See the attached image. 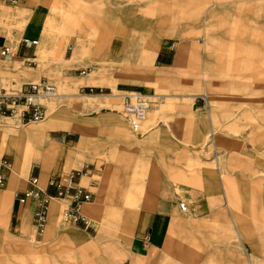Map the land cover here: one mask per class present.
Listing matches in <instances>:
<instances>
[{"label": "rangeland", "instance_id": "1", "mask_svg": "<svg viewBox=\"0 0 264 264\" xmlns=\"http://www.w3.org/2000/svg\"><path fill=\"white\" fill-rule=\"evenodd\" d=\"M1 4L0 11H7L8 16L0 20V30L11 51L21 39L24 28L20 26L29 24L36 13L57 20L64 13L71 14L67 30L59 33L64 49H48V40L39 34V45L47 51L41 60H32L35 69L22 62L15 68L13 61L4 60L0 62V76L6 86L19 88L24 82L36 81L26 74L42 75L59 96L64 94L38 100L46 117L34 125L44 126L46 141L54 145L57 138L73 148L82 136L85 138L86 149L75 160L88 164L83 172L90 176L85 186L95 194L90 202L102 205V196L116 194L115 186L129 183L128 176L134 172L148 179L144 193L148 199L140 198L142 207L106 204L134 213L130 228L113 225L109 238L148 240L150 222L156 214L186 220L188 212H181L177 206L181 199L188 204L195 222L214 213L220 217L226 213L228 220L231 215L236 217L235 223L244 228L248 243L264 253V0H27L24 4ZM82 16L94 28L88 29L79 42L76 29L85 26L80 23ZM61 26L59 23L57 29ZM163 42L176 52L172 67L161 68L153 62ZM63 57L73 60L65 62ZM77 68L85 69L84 73ZM85 80L102 85L92 91L81 90ZM134 93L155 103L144 118L138 119L136 130L128 119L118 127L112 109L120 106L122 112L125 95ZM196 93L206 95L192 96ZM89 94L96 96H86ZM195 100L199 102L193 105ZM45 102H57L55 114L67 111L60 128L46 127L49 115ZM210 130L213 134L206 139ZM66 132L74 134L64 136ZM8 146L10 134L4 148ZM9 157L7 153L3 158L8 167ZM215 157L227 171L224 177L236 188L230 209L219 185ZM109 162L116 163L118 170L103 183L102 190ZM37 169L38 165L32 164L23 177L28 178ZM180 172L190 179L189 183L176 182ZM49 174L55 175L56 170L49 169ZM212 199L219 202L212 204ZM60 203L58 200L57 205ZM62 207L60 217L49 210L41 233L32 216L31 220L22 219L17 230H8L9 216L5 221L7 212L0 210V264H19L23 259L26 264H40L42 259L52 257L57 264L100 261L105 251L96 250L90 241L97 233L102 210L88 204L85 211L82 205V213L89 220L85 228L63 222ZM22 232L37 250H44L37 253L39 261L30 254ZM188 238L184 233L181 241ZM41 239L54 240L36 242ZM49 243V247H42ZM154 250L158 249L148 246L144 255L135 251L132 258L150 264ZM80 255L85 256L83 262L71 259ZM216 257L220 264H241L245 259L238 249L223 243H216ZM184 260L174 247L155 264H182ZM117 264L129 262L121 259Z\"/></svg>", "mask_w": 264, "mask_h": 264}, {"label": "crops", "instance_id": "2", "mask_svg": "<svg viewBox=\"0 0 264 264\" xmlns=\"http://www.w3.org/2000/svg\"><path fill=\"white\" fill-rule=\"evenodd\" d=\"M27 0H16V3L24 4ZM3 5V4H1ZM0 5V6H1ZM8 12L5 10L0 11V20L3 17H7ZM71 14L64 13L60 19L57 20L55 17H47L44 19V16L40 13H36L33 16L32 21L29 24H22L20 26L23 29L21 39L12 49V56L8 59H4L0 57L1 61H13L14 64L17 65L22 62L24 66H31L34 62L32 60H41L44 54L47 51L44 45H39V34L41 38L48 40L49 45L48 49L53 51L64 49L63 39L60 34L62 31L67 30V25H70ZM61 23V29H57L58 24ZM80 23H85L77 26V37L80 42L83 34L90 28H94L92 25H88V20L85 16L81 17ZM12 35V33H9ZM2 33L0 30V47L5 45V40L2 38ZM27 39V43L23 40ZM32 40H36L37 46L31 44ZM38 57V58H37ZM64 58L65 62H71L73 59ZM176 58V52L174 48L170 44L161 43L156 50L154 56V64L161 68L172 67ZM67 60V61H66ZM30 69H35L33 66ZM81 69V68H77ZM204 74V73H203ZM27 78H31L33 80H42L44 77L41 75L40 77L33 73H28L25 75ZM25 83V82H24ZM23 84V83H22ZM22 84L20 86H22ZM13 85V84H12ZM81 90L92 88H96L102 85V82H94L90 80L82 81ZM112 95H116L111 93ZM64 94H60L59 97ZM194 95H206L205 93H196ZM88 97H94L96 95H86ZM199 101L195 100L193 105ZM48 108L49 119L46 122V127L50 129L60 128L59 122L62 120V116L67 114V111H58L57 102H45ZM120 107V106H119ZM119 107L113 108L112 112L116 118L117 126H124V121L126 119L129 120L128 117L124 116L122 112L119 111ZM6 120V121H5ZM5 121V122H3ZM34 122L28 124H21L16 120V118H4L0 120V161L1 164L6 163V159H3L5 155L8 153L11 157V161L9 164V169L1 168L0 172L4 173L5 182L3 187L0 189V210L7 214L4 215V220H8L9 216V224L8 230H17L20 227V221L22 219H29L33 221V212L36 209L35 200L32 198H26L23 202L19 201V198L23 197L24 190L29 188V183L27 181L28 178L23 177V175L27 172L28 168L32 164L38 165L39 169H37L36 174H38V186L41 188L42 193L40 192V197L50 198L48 200V212H47V220L49 217V210L59 216V210L62 205H65L67 200L59 199L56 196V190L53 186L48 185L47 180L51 176L48 175V170L54 168L56 170V174H59L62 171H67L71 167L77 168L83 164L81 160H75L76 156H82L83 150L86 149V140L82 136L80 140L77 142V145L73 148H68L65 143L59 141L56 138L57 144L48 143L46 141V130L44 126L34 125ZM26 128L24 131H19V128ZM63 129L73 131V127L70 126H61ZM10 134V146L7 147V150L4 148V144L6 142V137ZM73 132H66L65 135H73ZM213 134V131L210 130V134L206 136L208 139ZM66 137L64 138L65 141ZM207 142V141H206ZM207 143H205L206 145ZM10 151V152H8ZM203 153V152H202ZM9 157V158H10ZM6 165V164H5ZM215 165L218 176L220 178L219 185L224 192L227 208L230 209L234 206L233 195L236 193V188L232 183L228 182V179L224 177V173H227L226 169H222L220 162L218 161V157H215ZM37 167V166H36ZM72 168V169H73ZM112 172H110V170ZM117 164L113 162L108 163V168L103 176L102 182V190L103 183L107 181L112 175L117 172ZM29 172V170H28ZM55 174V175H56ZM31 175V174H30ZM52 175V176H55ZM145 174H138L134 172L132 176H128L129 183L115 186V189H118L116 194L108 195L104 194L102 196V205L97 203L90 202L85 203L84 209H88V204H96V208L102 210V215L98 218L99 227L97 229V233L92 237V241H90V245L93 246L96 250L103 249L105 251V255L102 256V259L98 261L96 264H117V261L121 259H126L129 264H143L142 262H138V259L132 258V253L137 252L139 255H144L143 253L147 250L148 246H153L155 249L150 258V264H155L158 261H162L165 257L168 256L171 249L176 247L180 253H182L185 260L182 264H220L217 263L219 260L216 257V243H223L229 247H235L241 253L244 254L245 259L242 260L241 264H264L262 261L264 260V253H259L246 239V234L244 232V228H241L238 224L236 225V217L228 220L226 213H224L221 217L217 213H214L208 219H204L200 222H195L191 217V211L188 210L186 220H178L175 218H170L167 214H156L151 219L150 222V232L148 234L147 239L145 240L143 237L141 239H134L129 241L128 236H114L109 238L108 231L109 227L113 225L116 227H120L122 229L130 228L131 216L134 215L131 210L122 211L118 207H109L106 205L107 203L114 206H126L129 208H140L142 204L139 203L140 198L147 201L148 197L144 194L147 186L148 179L144 177ZM86 178L88 176L82 177L80 179V184L85 185ZM190 179L185 177L183 173L178 174V178L176 182H184L189 183ZM182 189L181 187H178ZM213 187H210V189ZM188 195H190L188 193ZM95 198V194L93 193V199ZM189 198L188 196L186 197ZM92 199V200H93ZM60 200L61 203L58 206L57 201ZM118 201V202H116ZM219 200L212 199V204H217ZM115 211V212H114ZM115 214L113 216L112 214ZM231 213V211H230ZM79 228V227H78ZM186 233L189 238L187 241L183 242L182 235ZM21 237L28 241L29 243V251L30 254L36 255V260L39 258V252H44V250H37L36 246L31 243L24 236V232H22ZM52 240H36V242H51ZM148 241V242H147ZM47 242V243H48ZM245 243L248 244L246 246ZM135 247L131 248V245ZM49 244H44L42 247H49ZM83 255L71 257L72 260H76L77 263L83 262ZM88 258V257H87ZM89 259V258H88ZM39 261V260H37ZM19 264H26L25 260H20ZM40 264H47V262L51 264H57V260L55 258L50 259H42V262L39 261ZM7 264H16L12 261H7ZM66 264H72L70 262ZM73 264H75L73 262ZM84 264H95L91 259L87 260Z\"/></svg>", "mask_w": 264, "mask_h": 264}, {"label": "built area", "instance_id": "3", "mask_svg": "<svg viewBox=\"0 0 264 264\" xmlns=\"http://www.w3.org/2000/svg\"><path fill=\"white\" fill-rule=\"evenodd\" d=\"M5 2L14 3L16 0H0V4ZM23 41L27 43V39ZM31 44L35 45V40H32ZM10 56H12V53L9 47L2 45L0 47V57L6 59L10 58ZM84 71L85 69H80L81 74ZM54 92V85L48 83L44 78L38 81L25 82L17 88L6 86L0 76V116H15L17 114L20 123L39 120L44 117V107L39 102H35L34 98L48 96ZM125 96L124 109L129 116L131 127L136 130L138 119L145 111L153 107L155 101L140 93L126 94ZM0 167L9 169L7 165L1 163ZM85 168H88V164H84L81 169L62 171L55 176H50L47 183L55 188L57 198L68 201V204L63 206L60 211L62 221L83 225L86 228L89 225V220L82 213V205L93 199V192L87 186L80 184L82 174H87L83 172ZM27 181L29 188L24 190L23 197L19 198V201L23 202L26 198L35 200L36 209L33 212V221L35 222L34 226L41 233L47 214V204L44 205V203H48L50 198L40 197L42 190L37 185L38 174H31ZM4 182V173L0 172V188L3 187ZM177 205L181 212L186 211L188 208V204L181 199Z\"/></svg>", "mask_w": 264, "mask_h": 264}, {"label": "bare ground", "instance_id": "4", "mask_svg": "<svg viewBox=\"0 0 264 264\" xmlns=\"http://www.w3.org/2000/svg\"><path fill=\"white\" fill-rule=\"evenodd\" d=\"M16 3V2H15ZM1 5V4H0ZM35 45L37 46V42H36V40H35ZM10 49V48H9ZM11 51V50H10ZM11 53H14V52H12L11 51ZM6 59H8V58H6ZM134 94H137V93H134ZM129 95H131V94H129ZM57 96H59L56 92H54L53 94H51V95H48V96H38V97H36V98H34V101L35 102H38V100L39 99H47V98H56ZM149 110V109H148ZM148 110L147 111H145L144 112V114L139 118V119H141V118H144V116H145V114H146V112H148ZM122 112L124 113V114H126L127 116H128V114H127V112L125 111V109L123 108V110H122ZM45 112H44V117L43 118H41V119H39V120H36V121H34V120H32V121H29V122H26V123H21V124H28V123H31V122H39V121H43L44 119H45ZM129 117V116H128ZM4 118H16V120L18 121V117H17V114L15 115V116H0V120H2V119H4ZM19 122V121H18ZM83 165V164H82ZM79 166V167H77V168H73V169H81L83 166ZM85 176H88L87 174H82V176H81V178L82 177H85ZM88 177H90V176H88ZM37 185H38V183H37ZM85 203H89V202H85ZM85 203H83V204H85ZM178 206V205H177ZM188 210H189V207L187 208V210L186 211H184L183 213H185V212H188ZM47 212H48V206H47ZM46 224H47V214H46V221H45V224H44V226H45V228H46Z\"/></svg>", "mask_w": 264, "mask_h": 264}, {"label": "trees", "instance_id": "5", "mask_svg": "<svg viewBox=\"0 0 264 264\" xmlns=\"http://www.w3.org/2000/svg\"><path fill=\"white\" fill-rule=\"evenodd\" d=\"M93 90V88L91 89V91Z\"/></svg>", "mask_w": 264, "mask_h": 264}]
</instances>
